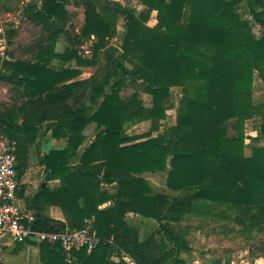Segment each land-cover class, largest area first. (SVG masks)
Returning a JSON list of instances; mask_svg holds the SVG:
<instances>
[{
  "label": "trees",
  "instance_id": "trees-1",
  "mask_svg": "<svg viewBox=\"0 0 264 264\" xmlns=\"http://www.w3.org/2000/svg\"><path fill=\"white\" fill-rule=\"evenodd\" d=\"M14 1L0 0V6L10 9ZM138 1L143 6L140 12L122 11L123 38L120 47L112 49L110 73L103 82L89 80L95 86L89 106L64 110L46 125L52 137L67 142L65 148H52L38 157V164L45 167V180H57L59 185L53 190L44 187L29 204L36 214L37 230L82 229L86 220H92L101 243L89 253L72 249L71 261H67L60 245L41 242L42 264H127L124 257L147 264L129 241L125 216L130 213L161 221L171 208L188 212L194 201L264 211V146L253 145L249 156L244 153L248 118L260 120L258 135L264 139V102L250 100L255 74L264 82V11L256 12L252 0ZM243 1L263 28L258 38L237 13ZM68 2L40 0V7L29 3L24 14L42 29L45 46L38 49L33 62L9 57L2 63V69L10 71L9 79L22 87L31 103L43 100L45 108L65 104L82 84L75 80L79 70L55 69L52 60L97 66L101 50L108 48L115 31L113 19L99 0H81L84 22L74 45L55 53L57 39L66 32ZM112 4L120 7L116 1ZM152 13L156 24L149 26ZM15 35L14 29L7 32L8 45ZM86 40L93 41L90 59L77 49ZM127 78L144 84L143 92L150 97L148 107L136 93L121 95ZM173 88L182 94L174 107L175 124L167 134L153 136L167 117ZM11 117L2 114L0 122L7 129L3 136L17 144L19 180V154L34 141L31 131L35 128L33 123L17 125ZM139 122H149L150 130L126 135V129ZM89 124L95 125L96 135L78 156ZM146 172L165 173L169 191L194 194L170 198L153 193L141 177ZM104 185H114L115 192L109 193ZM107 203L110 206L101 209ZM44 206L58 207L65 224L47 216ZM163 226L165 244H170L167 255L173 264H185L179 254L189 247L167 224ZM33 242L19 243L17 250ZM114 255L118 261L111 260Z\"/></svg>",
  "mask_w": 264,
  "mask_h": 264
},
{
  "label": "rangeland",
  "instance_id": "rangeland-1",
  "mask_svg": "<svg viewBox=\"0 0 264 264\" xmlns=\"http://www.w3.org/2000/svg\"><path fill=\"white\" fill-rule=\"evenodd\" d=\"M114 1L120 6L118 9H115L114 4H112ZM99 3L104 8L105 13L113 19L114 35L107 44L108 48L101 50L97 66L85 69L87 71V74L84 75L85 79H81L82 84L74 89L73 95L65 104L49 108L44 107L43 100H38L35 104H32L31 101L33 100L23 94L22 87L9 79L10 71L0 69V115L10 113L12 121L17 125L22 124V122L33 123L35 128L31 131V134H34L35 137L34 141L25 144L19 154L18 173L20 181L27 173L26 171H28L27 179H30L28 183L35 180V177L31 174H34L40 168L38 157L40 153L46 152L45 141L51 136L50 132L45 131L46 125L54 121L58 114L64 110H74L83 106L88 107L90 96L95 87L89 80L95 78L97 83L103 82L107 74L110 73L112 49H118L123 38L125 16L122 11L128 8L138 13L143 9L138 0H99ZM252 4L256 12L264 11V0H252ZM67 9L69 18L65 26L66 32L59 37V41H62V43L65 41V45L68 43L69 46H73L75 36L78 35L83 25L84 8L81 0H69ZM237 13L248 23L253 35L257 38L260 37L263 28L255 22L252 15L253 10L246 1L239 4ZM155 17V13H152L148 21L149 26L156 24ZM262 19H264V15ZM18 22V19H12L9 23H3V26L6 34L11 29L16 30L17 27L18 32L8 45V56L19 60L24 47L31 42L34 43L33 49L35 50L41 46L44 47L45 43L42 42L44 33L40 27L32 25V22L18 26ZM85 43L87 44L84 45V49L79 46L77 49L81 52L82 57L90 59L93 52V41L86 40ZM143 88V83L127 78L126 87L123 88L121 95L128 97L136 93L142 104L148 107L150 97L143 92ZM104 89L107 92L109 91L108 86H105ZM181 96L179 88L172 89V96L167 105V117L164 121H161L158 132L153 133V136L167 134V130L175 124L176 111L174 107ZM250 100L257 104L264 102V82L257 74L254 77ZM259 125L260 120L255 117L248 118L245 121L244 133L247 139L245 140L244 153L246 156L250 155L251 146H264V139L258 135ZM230 126L232 127V124ZM149 130V122H139L129 126L126 129V135H141ZM6 131V127L0 122V135L5 134ZM229 131L232 133V129ZM141 177L148 182L153 193H162L170 198L192 197L194 194L193 191L171 193L165 190V173L146 172ZM21 187H23V184L19 186V188ZM104 189L109 193L115 192L114 185H104ZM18 192H20V189ZM21 196L18 194L19 200L22 201ZM109 206L110 204L107 203L103 205V208L106 209ZM125 223L129 231L130 243L135 244L137 250L141 251L147 264H173V258L167 255L170 244H165L163 224H167L171 228L174 236L183 238L189 249V245L191 247L204 245L207 248L205 251H202V248H195V255L191 256L187 254V251H182L179 255L185 264H194L190 262L192 257L198 258L197 260L200 263L197 262V264L264 263V211L258 209L234 208L228 205L194 201L188 212H174L171 208L165 212L161 221L130 213L125 216ZM207 253L210 257H205ZM111 260L118 261V258L114 255ZM124 260L127 264H135L130 257H124Z\"/></svg>",
  "mask_w": 264,
  "mask_h": 264
},
{
  "label": "built area",
  "instance_id": "built-area-1",
  "mask_svg": "<svg viewBox=\"0 0 264 264\" xmlns=\"http://www.w3.org/2000/svg\"><path fill=\"white\" fill-rule=\"evenodd\" d=\"M0 22L1 69L2 63L9 59V46L3 26L4 20L0 18ZM16 149L15 140L0 135V239L9 235L18 243L46 241L49 244H58L64 250L67 261H71L72 249H84L86 253L91 252L101 243L91 220H86L82 229L65 227L55 232H43L36 229V214L27 210L18 199Z\"/></svg>",
  "mask_w": 264,
  "mask_h": 264
},
{
  "label": "crops",
  "instance_id": "crops-1",
  "mask_svg": "<svg viewBox=\"0 0 264 264\" xmlns=\"http://www.w3.org/2000/svg\"><path fill=\"white\" fill-rule=\"evenodd\" d=\"M32 2L35 3V5L37 7H40V5H41L40 0H16L12 3V6H11L12 8H10L9 5H6V8H10V9H7V10L4 9L3 10L0 6V16L4 20V23L5 24L9 23L10 20H12V19H15V20L18 19L19 20V22L17 23L18 26L26 25L25 23H29L30 20H28L27 17L25 16L24 9H25V7L28 6L29 3H32ZM66 8H67V6H66ZM67 11H68V9H67ZM83 22H84V18H83ZM31 24L34 25L33 23H31ZM15 32L16 33L18 32L17 27H16ZM18 35H17V37H18ZM59 40L60 39L58 38L56 41V44H55V53H63L65 48L69 47L68 43H67V45H65L66 44L65 41H63V43H62V41H59ZM33 44L31 42L29 45L24 47L23 54L19 60L30 61V62L35 61L38 49L37 48H36L37 50L33 49ZM85 44H87V43L83 42L80 44L79 47L84 49ZM79 53L81 54V52H79ZM12 59H15V57L14 58L12 57ZM50 65L53 68L55 67V69L65 68V69L79 70L81 74L75 80L85 79L84 75L87 74V71L85 69L92 68V67H78L75 60L69 61L67 63H61V62H58L56 60H52ZM84 135H85V140L81 144L79 149L77 150L78 156H80L82 154V152L90 145L91 141L94 139V137L96 135L95 125L89 124L84 131ZM66 144H67L66 138H62V137L54 138V137L50 136V138L47 141H45V146H46L45 148L47 149L45 151L47 152L52 148L62 149V148L66 147ZM76 161L77 160H75V162ZM26 172L27 173H25V175L21 181H20V177H19V186L21 184H23V187L19 188L20 192H18L19 196L22 195L21 197L23 199H22V201L21 200H19V201L27 210L34 212V210H32L29 207V204H30L32 198H34L39 193V191L41 189H43L44 187H47L50 190H53L54 188H56L59 185V182L57 180L46 181L45 180V177H46L45 167L42 165H40V168L34 174H31L33 177H35V180L33 182L28 183L30 179H27L28 171H26ZM165 190H167V189H165ZM167 191L171 192V193H176V192L169 191V190H167ZM18 199H19V197H18ZM43 208H44V212L51 219L58 220V221L63 222L65 224L63 214L58 207L50 206L47 208L44 206ZM101 209H104L103 206L101 207ZM18 245H19V243L13 241L9 235H6L0 239V264H42L40 262V249H39V243L38 242L37 243L33 242L32 244L31 243L25 244L21 249L17 250ZM189 246H190V249L187 251V254L189 256L195 255V250H194L195 248L196 249L202 248V251H205L207 249L204 247V245H201L200 247L196 246V245L194 247L193 246L191 247V245H189ZM208 256H209L208 253L205 254V257H208ZM191 259H190V262H193L194 264H197V262L200 263V261L197 260L198 258L192 257ZM243 264H249V263L243 262ZM257 264H262V263H257Z\"/></svg>",
  "mask_w": 264,
  "mask_h": 264
}]
</instances>
